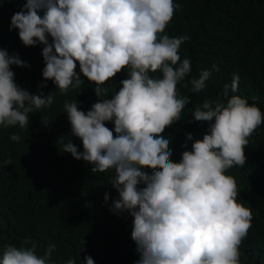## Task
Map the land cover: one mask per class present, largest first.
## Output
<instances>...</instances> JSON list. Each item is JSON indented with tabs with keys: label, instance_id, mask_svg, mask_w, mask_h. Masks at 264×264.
Returning <instances> with one entry per match:
<instances>
[{
	"label": "clouds",
	"instance_id": "1",
	"mask_svg": "<svg viewBox=\"0 0 264 264\" xmlns=\"http://www.w3.org/2000/svg\"><path fill=\"white\" fill-rule=\"evenodd\" d=\"M177 8L174 0H26L12 15L10 30L18 29L25 46L44 45L42 75L62 93L82 83L77 62L96 84L98 97L106 81L129 69L112 98L97 101L86 113L77 102L65 101L71 133L82 141L83 151L71 140L63 151L92 165L93 173L114 170L110 183L118 198L111 210L134 218L136 264H240L239 246L252 226V212L238 201L236 181L226 170L245 165L244 148L264 113L246 98L229 96L238 90L234 76L230 86L224 85L223 99H206L192 112L195 121L209 124L203 138L194 140L179 161L170 158V140L162 134L180 120L189 102L188 96H178L177 84L191 72L190 60L179 55L189 36L160 35ZM11 65L27 66L18 54L0 49V125L25 128L29 113L50 106L54 97L20 87ZM212 70L218 66L189 81L193 93L205 89ZM157 71L162 78L150 76ZM106 121L114 122V129ZM11 163L7 159L0 166ZM55 247L49 244L38 255L36 242L25 239L20 247L5 248L0 264H53ZM83 264L95 262L85 255Z\"/></svg>",
	"mask_w": 264,
	"mask_h": 264
},
{
	"label": "trees",
	"instance_id": "2",
	"mask_svg": "<svg viewBox=\"0 0 264 264\" xmlns=\"http://www.w3.org/2000/svg\"><path fill=\"white\" fill-rule=\"evenodd\" d=\"M24 3L26 0H0V49L10 56L18 54L26 62L25 67L10 66L20 87L31 94H51L54 99L50 106L29 113L25 128L0 125V165L7 159L12 161L0 166V257L8 245L20 247L29 239L36 242L38 255H43L49 244L56 246L51 255L53 264H66L70 258L83 264L85 255L95 264H136L140 256L131 238L134 218L127 211L111 210L118 198L110 183L114 170L93 173L92 165L63 151V144L70 140L83 151L82 141L71 133L65 101L77 102L78 109L86 113L97 101L112 98L122 87L120 81L128 78L129 69L106 81L104 94L98 97L96 84L83 76L77 62L75 71L82 83L62 93L53 80L42 75L44 45L25 46L18 29L10 30L12 15ZM174 3L179 8L160 35L189 36L179 55L181 61L190 60L191 72L177 84L178 96H188L189 102L180 120L166 127L162 135L170 140V158L179 161L183 151L191 150L193 141L202 139L209 129L208 122L195 121L192 112L206 99H223L224 85L230 86L234 76L239 77L238 90L229 96L246 98L264 113V0ZM214 64L218 70H212L205 89L193 93L189 81ZM150 76L162 78V73ZM105 125L114 129L112 121ZM189 132L192 140H187ZM12 134L21 139L12 141ZM248 139L245 165H235L226 174L236 181L238 201L252 212V226L239 246L240 264H264V122Z\"/></svg>",
	"mask_w": 264,
	"mask_h": 264
}]
</instances>
